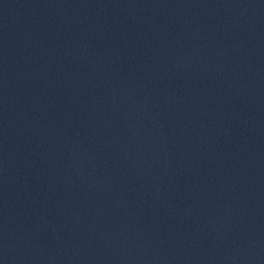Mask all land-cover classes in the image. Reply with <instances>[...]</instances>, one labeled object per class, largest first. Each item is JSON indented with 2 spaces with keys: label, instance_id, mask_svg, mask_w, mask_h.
Instances as JSON below:
<instances>
[{
  "label": "water",
  "instance_id": "1",
  "mask_svg": "<svg viewBox=\"0 0 264 264\" xmlns=\"http://www.w3.org/2000/svg\"><path fill=\"white\" fill-rule=\"evenodd\" d=\"M0 175L117 264H264V0H0Z\"/></svg>",
  "mask_w": 264,
  "mask_h": 264
}]
</instances>
